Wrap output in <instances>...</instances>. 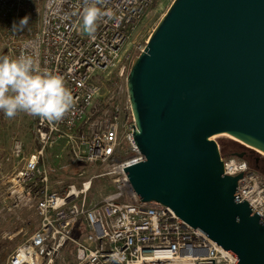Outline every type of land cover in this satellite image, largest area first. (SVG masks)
Segmentation results:
<instances>
[{
    "label": "built area",
    "instance_id": "obj_1",
    "mask_svg": "<svg viewBox=\"0 0 264 264\" xmlns=\"http://www.w3.org/2000/svg\"><path fill=\"white\" fill-rule=\"evenodd\" d=\"M155 1L102 0L97 6L111 18L99 20L90 36L82 30L85 0H0L2 57H32L41 69L61 75L74 98L59 122L32 116L34 149L22 158L14 181L22 189L15 193L18 204L34 211L38 226L5 264H58L64 255L72 264L237 262L169 208L140 202L123 170L144 161L123 87L146 46L136 33ZM24 17L27 23L19 24ZM12 147L13 156L21 157L23 144L14 141ZM68 160L99 172L77 183H51L50 173L61 174ZM222 160L225 176L242 175L237 194L264 221V177L244 160ZM55 162L60 166L49 173L47 165ZM97 179L109 180L113 192L90 203Z\"/></svg>",
    "mask_w": 264,
    "mask_h": 264
},
{
    "label": "water",
    "instance_id": "obj_2",
    "mask_svg": "<svg viewBox=\"0 0 264 264\" xmlns=\"http://www.w3.org/2000/svg\"><path fill=\"white\" fill-rule=\"evenodd\" d=\"M128 74L144 161L123 170L140 202L169 208L235 264H264V221L213 139L264 155V0H174Z\"/></svg>",
    "mask_w": 264,
    "mask_h": 264
},
{
    "label": "rangeland",
    "instance_id": "obj_3",
    "mask_svg": "<svg viewBox=\"0 0 264 264\" xmlns=\"http://www.w3.org/2000/svg\"><path fill=\"white\" fill-rule=\"evenodd\" d=\"M174 0H157L156 5L146 14L140 28L136 33V41L145 43L166 14ZM0 58H2V47L0 45ZM123 96H127L126 86L123 87ZM128 97V96H127ZM32 116L20 112L13 119H6L0 112V264H5L8 256L14 249L24 241L38 226V218L31 209L22 208L18 204L19 197L15 193L21 192L20 185L16 184L14 178L22 166V158L27 157L34 149V141L31 134ZM217 143L222 159L231 157L232 154H245V161L251 170L256 171L264 177V155L251 150L236 142L226 135L213 137ZM14 141L23 144L22 156H13L12 149ZM52 161V160H51ZM59 162L53 166L47 165V170L59 167ZM66 169L59 175L50 173L52 182L61 180L64 183H77L80 176L91 177L99 172L98 167L80 168L72 161H66ZM113 192L112 184L107 179L94 181L89 193L90 203L100 201L103 197ZM64 260L58 264H72L71 256L64 255Z\"/></svg>",
    "mask_w": 264,
    "mask_h": 264
},
{
    "label": "clouds",
    "instance_id": "obj_4",
    "mask_svg": "<svg viewBox=\"0 0 264 264\" xmlns=\"http://www.w3.org/2000/svg\"><path fill=\"white\" fill-rule=\"evenodd\" d=\"M101 2L85 0L82 30L90 36L95 33L99 20L106 15L111 18V13L97 6ZM27 20L28 17H24L19 24L25 25ZM73 105V95L61 75L41 69L30 56L0 58V112L6 119L23 112L53 124L61 121ZM113 259H118V253L113 254Z\"/></svg>",
    "mask_w": 264,
    "mask_h": 264
},
{
    "label": "trees",
    "instance_id": "obj_5",
    "mask_svg": "<svg viewBox=\"0 0 264 264\" xmlns=\"http://www.w3.org/2000/svg\"><path fill=\"white\" fill-rule=\"evenodd\" d=\"M156 2H157V0L153 3V5H152V7H150L148 10H147V12H146V14H148L149 13V11L156 5ZM221 155V154H220ZM236 154H232L231 155V157H234ZM221 158H222V156H221ZM230 158V157H229ZM227 159V158H226ZM245 158H243V160H244ZM245 161V160H244Z\"/></svg>",
    "mask_w": 264,
    "mask_h": 264
},
{
    "label": "flooded vegetation",
    "instance_id": "obj_6",
    "mask_svg": "<svg viewBox=\"0 0 264 264\" xmlns=\"http://www.w3.org/2000/svg\"><path fill=\"white\" fill-rule=\"evenodd\" d=\"M245 157V154H243V158Z\"/></svg>",
    "mask_w": 264,
    "mask_h": 264
}]
</instances>
